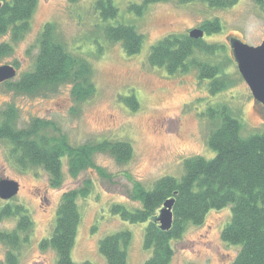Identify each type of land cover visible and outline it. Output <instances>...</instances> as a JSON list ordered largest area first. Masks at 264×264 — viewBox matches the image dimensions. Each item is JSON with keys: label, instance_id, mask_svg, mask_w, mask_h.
<instances>
[{"label": "rangeland", "instance_id": "obj_1", "mask_svg": "<svg viewBox=\"0 0 264 264\" xmlns=\"http://www.w3.org/2000/svg\"><path fill=\"white\" fill-rule=\"evenodd\" d=\"M96 0H38L30 18V30L17 43L0 65L15 67L17 79L30 71L37 54V38L46 23H54L68 49L80 53L93 68L96 86L94 96L75 101L69 86L54 92L29 96L16 94L0 83V111L12 105L17 110V126L23 127L33 118L54 123L72 145L102 139L123 140L133 147L132 158L118 163L106 153H97L96 169L81 171L76 177L68 173L64 159L63 182L60 187L49 185V176L40 166L22 168L10 154L11 145L0 139V179L18 183V192L5 203L23 206L32 225L28 242L13 249L16 264H55L51 248L41 249L39 242L51 235L56 208L64 191L78 188L90 179L91 190L86 198H78L81 214L71 258L75 262L107 264L98 250L101 238L115 231L128 230L131 241L127 249V264H143L150 250L143 247L147 222L131 223L111 211L114 204L128 209L140 207L131 200L137 182L146 190L162 176L180 178L183 161L193 156L210 159L215 151L207 145L209 123L202 116L209 107L228 105L240 114L242 135L264 131V110L255 102L249 87L238 71L231 49V40L257 46L264 41V11L257 0H237L228 8H215L206 2L179 3L176 1L149 4L137 15L129 9L141 0H112L117 8L115 18L103 20L95 8ZM218 19L220 31L204 34L206 42L223 45L213 56H198L220 69L228 86L210 94V79L201 80L195 69L168 75L163 68L148 63L150 47L169 34L188 33L206 20ZM133 25L143 35L138 53L128 56L120 43H110L101 30L105 24ZM9 36L0 37V42ZM16 63V65L14 64ZM134 94L139 106L131 109L120 96ZM231 205L210 210L200 225H187L184 233L172 241L174 253L169 264H229L239 246L226 243L221 231L231 217ZM159 215V211L156 216ZM17 217L0 219V232L15 229ZM10 250L0 241V264L6 263Z\"/></svg>", "mask_w": 264, "mask_h": 264}, {"label": "trees", "instance_id": "obj_2", "mask_svg": "<svg viewBox=\"0 0 264 264\" xmlns=\"http://www.w3.org/2000/svg\"><path fill=\"white\" fill-rule=\"evenodd\" d=\"M168 1H201L211 7L228 8L237 0H141L138 4L131 3L129 9L141 15L149 4ZM257 1L264 11V0ZM37 2L0 0V37L9 36L7 42H0V61L12 53L11 43H17L30 30V18ZM94 6L105 21L117 15L112 0H96ZM199 28L204 34L217 33L221 29L218 19L203 21ZM101 32L107 42L120 43L128 56L138 53L143 43V35L130 24H105ZM36 44L38 50L32 69L17 79L4 81L7 90L38 96L67 85L75 101L94 96L96 86L91 63L80 53L67 48L54 23L43 26ZM223 48L222 44L206 42L203 37L194 39L188 33L169 34L150 47L148 63L163 68L168 75L195 69L201 80L210 79L209 92L214 94L228 83L219 79L221 72L217 66L199 60L197 55L213 56ZM120 99L131 109L139 106L134 94L120 96ZM17 116L12 105L0 111V139L11 145L10 154L17 165L42 167L49 176L51 187H60L63 182L64 159L68 173L76 177L90 168L106 176L93 162L97 153L109 154L118 163L132 158L133 147L127 141L102 139L72 145L54 123L33 118L19 127ZM202 116L210 125L207 145L215 155L210 159L199 155L186 158L180 178L162 176L149 190L136 182L129 198L138 201L140 207L128 209L114 204L111 211L131 223L147 222L143 247L150 253L143 264H169L174 253L172 241L182 236L187 225H200L210 210L231 205V217L221 231V238L239 249L229 264H264V131L243 136L240 114L225 104L209 107ZM90 190V179H84L81 186L61 195L51 235L39 242L41 249L54 250L55 264H91L75 262L71 258L81 221L77 199L86 198ZM167 199H173L172 221L169 229L164 230L156 221V213ZM8 216L17 217V224L11 232H0V241L10 249L6 253V263L16 264L12 250L18 248L19 243L28 242L32 221L21 205L5 203L0 208V219ZM130 241V231H115L99 240L98 250L107 264H127Z\"/></svg>", "mask_w": 264, "mask_h": 264}, {"label": "water", "instance_id": "obj_3", "mask_svg": "<svg viewBox=\"0 0 264 264\" xmlns=\"http://www.w3.org/2000/svg\"><path fill=\"white\" fill-rule=\"evenodd\" d=\"M189 36L198 39L202 38L204 32L200 28H194L188 32ZM231 49L239 73L250 89L255 102L260 103L264 110V41L257 46L247 45L238 40H231ZM16 75V69L9 64L0 65V83L11 80ZM18 183L9 179H0V199L9 200L18 192ZM173 199H167L156 221L164 230L169 229L172 221Z\"/></svg>", "mask_w": 264, "mask_h": 264}, {"label": "flooded vegetation", "instance_id": "obj_4", "mask_svg": "<svg viewBox=\"0 0 264 264\" xmlns=\"http://www.w3.org/2000/svg\"><path fill=\"white\" fill-rule=\"evenodd\" d=\"M260 104V103H259ZM261 105V104H260Z\"/></svg>", "mask_w": 264, "mask_h": 264}]
</instances>
